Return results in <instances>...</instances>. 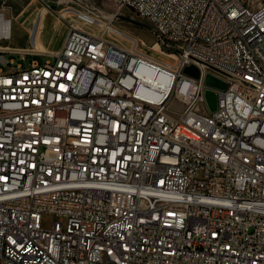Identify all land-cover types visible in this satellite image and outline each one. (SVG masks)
<instances>
[{
  "label": "built area",
  "instance_id": "1",
  "mask_svg": "<svg viewBox=\"0 0 264 264\" xmlns=\"http://www.w3.org/2000/svg\"><path fill=\"white\" fill-rule=\"evenodd\" d=\"M115 1L172 63L81 10L12 48L0 10V264H264V0Z\"/></svg>",
  "mask_w": 264,
  "mask_h": 264
},
{
  "label": "rangeland",
  "instance_id": "2",
  "mask_svg": "<svg viewBox=\"0 0 264 264\" xmlns=\"http://www.w3.org/2000/svg\"><path fill=\"white\" fill-rule=\"evenodd\" d=\"M0 10L5 12L6 16L12 17V36L5 41L12 48L38 51L58 50L68 31L70 16L67 12L81 10L99 19L97 25L91 27V30L96 32L108 30L111 32L106 36L108 39L119 41L127 47L131 46L128 40L136 39L144 42L142 46L144 50L158 59H167L153 50L152 46L157 42L156 37L147 27V19L137 15L130 8L119 7L115 0H0ZM113 15L116 17L114 18ZM35 24L38 27L33 42L31 40ZM115 29L120 35L112 32ZM169 54L172 53L169 51ZM4 56L7 61L14 59L13 65L22 61L18 54L5 52ZM34 57L40 62L53 58L51 55H35ZM174 58L175 56L172 57L173 60ZM7 68V64L0 60V69L7 70ZM208 73L222 79L220 71ZM171 107L179 112L182 110V103L173 100Z\"/></svg>",
  "mask_w": 264,
  "mask_h": 264
},
{
  "label": "water",
  "instance_id": "3",
  "mask_svg": "<svg viewBox=\"0 0 264 264\" xmlns=\"http://www.w3.org/2000/svg\"><path fill=\"white\" fill-rule=\"evenodd\" d=\"M37 24V23H36ZM35 24L34 27V31H33V35L35 34L38 25ZM185 72L193 75L195 77L199 76V69L195 66V65H189L185 68ZM206 83L214 88H218V89H226L229 86V83L221 78H219L218 76L212 74V73H208L206 75ZM206 100L208 103V106L210 108L211 111L216 110L217 108V99H218V94L215 90L213 89H207L206 93Z\"/></svg>",
  "mask_w": 264,
  "mask_h": 264
},
{
  "label": "bare ground",
  "instance_id": "4",
  "mask_svg": "<svg viewBox=\"0 0 264 264\" xmlns=\"http://www.w3.org/2000/svg\"><path fill=\"white\" fill-rule=\"evenodd\" d=\"M34 37V36H33ZM152 48H153V50H155L157 53H158V55H161V56H165L167 59H165V60H161V61H169V63H172L173 62V59H172V57H174L175 56V54L174 53H172V54H169V53H165V52H163L161 49H160V46L158 45V43H155L153 46H152ZM19 50H23V51H25V50H29V49H19ZM171 57V58H170ZM206 75H207V72L205 73V81H206Z\"/></svg>",
  "mask_w": 264,
  "mask_h": 264
}]
</instances>
